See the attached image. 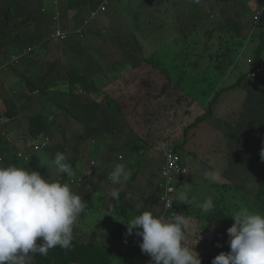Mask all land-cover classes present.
Wrapping results in <instances>:
<instances>
[{"label":"trees","instance_id":"16d2710c","mask_svg":"<svg viewBox=\"0 0 264 264\" xmlns=\"http://www.w3.org/2000/svg\"><path fill=\"white\" fill-rule=\"evenodd\" d=\"M4 1L6 2V7H1V5L0 7L3 13L6 14V23L10 21L12 16L10 11H13L18 15L17 18L19 19V25L23 26L21 27V29H23V32H14L20 39V47L26 48L33 46V48L35 49L37 47L36 52L35 49L33 50L32 54L34 56L39 55L45 50H50L57 55V59H64L66 64V66L64 65V73H62L63 70L54 71L55 69H58L57 60H54L48 66L46 73L40 71L38 78L35 80L37 81V83H33L34 81H27L25 82L26 87L24 83L19 85V92L23 93H19V97L16 96L17 101L21 102L23 100L24 102L33 101V99L35 100L34 108L30 106L34 111H30V113H28L24 119V122L28 127L27 132L31 134L33 141L35 142L37 137L46 138V136L52 138V141H54L60 135V131L54 128V126H57V124L59 126L61 124L63 130H65V127L67 126L72 127L77 124H79L80 126H85V124L90 123V121H94L100 118L99 115H95V113H92L91 103L88 107H85V111L82 112V114L86 117H83L82 114L79 113L83 105L82 100L86 101L87 96L91 95V91H95V89L91 85V82L89 81V76L86 69L90 64L89 62L93 60V58L98 57V53L101 51L106 54V50L110 47V43L112 48V56L115 60L119 59L121 61L120 62L118 60L119 62L117 66L121 67V64L122 68H126L123 70L120 76H126V74L130 71L127 69H132L129 67H125L124 63L128 62L123 61L119 56L117 42L121 39L114 36L116 34V31L113 28L112 21H104L101 17V15L103 17L107 15V10L109 8H107L104 13L97 14L96 17V10L94 9H96V7L98 6L97 4L102 0H90L87 3L83 4L80 3L79 0H77L78 9L71 13L69 12V6H63V11L60 12L58 18L54 14L58 15L59 13L57 11H54L53 9H44L45 7H43V9L41 10L42 4L47 3L48 0H40V2L38 1L39 3H36V1L33 0V2H30L31 4H27V2L24 5L20 4L25 10V14L22 13L21 15L17 13L16 8L14 7L16 1L18 0H0V4ZM108 1L111 3L112 0ZM119 1L120 0H115V2ZM220 1L221 0H209L208 2L216 3ZM240 2L242 3V0H240ZM40 3L41 6L39 9L38 5ZM229 8H231L234 16L237 17L238 9L234 8L233 6H230ZM34 9L37 13L40 14L37 20L32 17ZM82 10L86 11H84L79 18H76L77 13ZM86 12H88V14L93 13L94 16L92 17V19L96 17L95 21L98 20L103 26L102 30L80 31L76 34L77 29H79L80 27L76 28L74 26L72 28L73 32L69 33L64 39H61V37L57 35V32L60 29H62V31L70 29L71 23H73V21L76 22L77 20H80V18L85 15ZM207 14L208 13L203 6L197 8V11L193 15L196 16L198 20L193 23V27H197L199 23V32L196 36L193 37L191 46H189V43L181 44L182 51L180 53L178 52V50L172 49L173 47L176 48L179 45V43L177 42L178 39H176L174 43L171 44V48H169L165 47L166 45L159 39V37H156L155 35L156 32L161 33V31H167V25L160 26V28L157 29V31H154V34L152 35L142 34L144 38L155 40V45L151 44L150 42L147 44H143V40L141 41L137 39L136 35H139V33L142 32L139 29H137L133 37L134 44L137 46L141 59V61L138 62V66L133 68L140 69L142 68L144 63L153 66L157 71H160L164 75L167 81L166 84L164 79V85L166 84L168 89L172 87L174 90L181 93L179 100H181L183 97H190L196 102H200L201 104H203V112L199 113L195 118L188 121L183 126V129L181 131V135L183 133L181 137L182 140L178 144L179 148L182 150L177 147L175 148L173 146H168V149L170 151H172L176 155H179L181 160L180 163L184 165L187 162L188 156L184 153L183 148L187 144L189 131L192 128L198 126L199 123L208 121L214 115L213 107L217 102L221 100L226 92H231L233 90L241 88L244 82V78L240 77L236 83L226 85L229 73L225 71V68L237 64L234 63L235 59L239 55V52L245 48V44L247 42V39L249 38L247 37L249 26L246 24L240 25L238 19L231 17V13L225 12L224 16L226 17V20H228V25H226L225 28L217 23L213 24L211 22H205L206 17L208 16ZM212 15L213 14L210 13V17ZM82 21H84V19ZM6 26L8 27L9 25L6 24ZM152 26L153 25L150 26L151 29ZM234 27L236 31L235 33L233 31ZM2 28L3 27L1 26L0 36L2 35L4 37L9 33L2 30ZM183 29H185V25L181 27L180 30ZM178 33L180 34V32ZM184 34L186 35L181 34V38H185L187 40L189 35L187 33ZM198 35H200L199 39ZM95 37L99 38L98 45L94 41ZM262 39L264 40V35H262ZM122 41L124 42L123 39ZM60 45L65 48V52L58 50L59 47L56 46ZM3 46L9 47L7 43H0V49ZM14 47L16 50H18L19 46L15 43ZM79 47L84 51L81 54H78ZM89 47L93 48V50L89 51ZM262 49L264 50V43H262ZM15 52L16 54H20L19 51ZM22 54L23 53H21V55ZM23 59L26 60V58ZM166 60L169 61V69L163 66L166 64ZM13 65L15 66L16 64L12 62L9 67ZM255 65L259 66L258 69L261 73L259 74V77H261L262 73H264V69L261 72L264 65V58L261 57V55L256 58ZM58 71H60L62 74L58 75ZM107 80H109L108 77ZM259 81L260 84L264 86V78L259 79ZM140 82L144 83L147 87L150 88H154L157 84H159L156 77H152L147 73L140 77ZM57 88L59 89L57 90ZM52 90L54 91V93H52ZM165 91H167V89H165ZM58 95L59 97H56ZM76 98H78L77 101ZM67 100L69 102L73 100L74 111L71 112V108L67 107L66 115H60L57 112L60 110L63 111V109L66 108V104L64 103ZM114 102L115 101L110 96L104 102L105 106H103V108L101 109V119L105 121V127L103 129H95V137L93 140H90V145L85 149V157L81 159L82 164L84 163L88 155H94L93 153H91L92 151H99V153H101L102 161H93L95 163H93L92 166L94 164H97V162H101L102 168L100 169L106 168V166L112 167L113 169L114 165L117 164L115 162V159H117V157H114L112 155H104V147L106 148V150H108L109 148L115 147L116 144L119 143L120 148L123 149V147H127V149H129L130 140L134 141L135 138L133 136V131L128 130V126L126 124H117L115 115L114 121L111 119V115L114 113L109 109H111V106L114 104ZM10 104L11 102H6L3 107L7 108L8 106H11ZM16 107V104H14L13 108L7 109L8 111L6 112L3 110L4 108L0 109V132L2 131L5 135L6 132L11 131L16 127L18 128L22 125V123H18L16 127L15 125H9L8 127L7 123L10 116L13 114L18 115V112L14 110V108ZM37 108L40 110H37ZM43 111H45L47 115H45ZM103 113L104 115H108V117H102ZM119 113L121 114V110ZM2 128H5V130H2ZM164 144L168 143L165 142ZM133 146L135 147V144H133ZM83 149L84 148L82 144L76 146V151L79 154ZM46 150L47 149H45L44 151ZM57 152H60V150L56 149L55 153ZM164 153V149H157L156 147H154L153 152L150 155H155L157 160V155L160 154L163 155L165 159ZM118 155H122L124 160L125 158L127 160H131L132 154L131 152H127L126 154L123 152L119 153ZM13 162L15 163V160ZM123 164L128 166V163ZM14 165L19 166L20 164L15 163ZM20 166L32 171H34L35 168L31 165L30 167L28 165ZM151 166L152 164L150 166L148 165V168H150ZM73 168L77 169L76 165H74ZM78 170L73 169V172H75L74 174H76V178H89L91 177L92 173L94 175H97L99 169H97V167H93L92 170L87 168L83 172ZM130 170L131 176L129 179H132V181L136 182L138 177V170H133L132 168H130ZM189 174L190 172L188 170V173L186 175L181 176L180 183L182 184V186L188 183ZM160 175L161 172L159 171V176ZM159 182L162 183L164 182V180L161 178V181L159 180ZM262 186L264 192V175ZM204 188L207 189V186H204ZM156 189L158 191L157 194L159 195L161 192L159 190V187H156ZM124 194L125 193L118 192V198L106 197L104 199V204L109 206V211L104 210V208L101 209V206L88 205L86 207V209L89 210V217L92 211H98L100 214V218L107 219L108 223H115V226H111L110 230L113 231L116 238H118L117 243H111V245H108V248H106L105 246H98L96 243L100 241H97L96 243H81L78 239V236L82 234V229L76 224L74 225L73 241L70 248L63 249L60 247H56L50 249L47 256L37 255L34 258L32 264H150V256L143 254L139 245L135 241H131V239L134 238V240L136 239L137 241L142 242V238L136 236L135 233H133L132 235H127V228L125 225H123V222L128 223L132 217L139 215L140 213L135 212L132 217L127 214L128 212L116 213L119 206L115 203V201L122 199ZM157 194L155 193L156 199L153 197H149V200L145 198L139 199L138 197L133 195H131V197L133 196L132 200L135 202V204L142 205V208H150L154 213L163 215L166 218L171 217L172 213L170 211L165 212L166 209L160 204ZM261 201L264 206V199H262ZM149 203H152L153 205L149 206ZM217 203H219L217 207L218 210H213L212 213L215 211H218L220 213L222 221L219 220L217 223L218 225H222L224 224L223 218H225L228 213L225 208H222L221 200H219ZM182 204L185 203H179L175 200L174 210L178 212L177 214H184L190 217L191 227L193 226L191 232H196L198 228L201 227V223L199 221L193 222L194 219H196V217H200V219H207V217L200 215L201 210L199 208L194 209L190 213L188 211V208H190L193 203H190L188 205L185 204L184 206H182L183 208L181 207ZM92 223L96 225L99 224L95 221H93ZM212 227L213 230L217 233V230L215 228L216 225ZM119 245L122 249L126 248L127 251L124 255H122V258L115 259L113 258L115 255V248ZM212 255L213 254L208 255L209 260ZM128 258H132L133 261H127ZM137 260L138 262L136 263L135 261Z\"/></svg>","mask_w":264,"mask_h":264},{"label":"rangeland","instance_id":"374dc122","mask_svg":"<svg viewBox=\"0 0 264 264\" xmlns=\"http://www.w3.org/2000/svg\"><path fill=\"white\" fill-rule=\"evenodd\" d=\"M26 1L33 2V0H19L18 4L14 7H16L17 13L21 15L22 13L25 14V10L22 8L20 4H23ZM36 3H39L40 0H35ZM39 1V2H38ZM54 0L52 2H47L42 4V8L45 7L44 9H53L54 11H57L59 14L57 16L59 18L60 12L63 11V6H69L70 10L69 12L73 13L76 9H78V3L77 0ZM80 3H87L90 0H79ZM105 0H102L100 3H98L95 11L96 15L99 13H104L106 9L108 8L107 6H103ZM145 8H141L137 2V0H120L118 2V9L117 14L114 16L112 15L111 18L114 17L112 20L113 28L116 31V38L119 37V40L117 42V49L120 58L123 61H127L128 63H124L125 67L133 68L138 66V62L141 61L139 52L137 49V46L134 44L133 41V36L134 33L137 31V29L141 30L142 32L139 33V35H136V38L139 40H143V44L151 43L155 45V40H149L147 38H144L142 34H154V31H157V29L160 28V26L167 25V31H163L161 33L156 32L155 35L156 37H159V39L166 45L165 47L171 48V44L174 43L176 39H178L179 45L176 48H172L173 50H178L180 53L182 51V46L181 44H188L191 46L193 37L197 35L199 32L200 27H193V23L197 21V17L194 16L195 12L197 11V8L199 7H204L205 10L207 11V17L205 22H211L213 24H219L223 27L226 28V25H228V20H226V17L224 16L225 12L231 13V17H234L238 19V22L240 25H244L247 21H249V24H251V20L253 19L255 12L258 8L261 9V6L258 4L259 0H242V3L240 0H221L220 2L216 3H210L208 2L209 0H199V3L196 2V0H140ZM30 2H27V4H31ZM130 2V3H128ZM254 2L257 4H254ZM261 3H264L263 1H259ZM244 3V6H243ZM41 6V3L38 5ZM230 6H233L234 8L238 9V16L235 17L234 13L231 11ZM242 7V8H239ZM264 8V6H262ZM195 8V9H194ZM40 9V7H39ZM109 9L107 10L109 12ZM144 10V11H143ZM86 10L79 11L76 15V18H79L82 13ZM225 11V12H223ZM264 12V10H263ZM210 13L213 15L210 17ZM12 14V13H11ZM137 14H141V17L144 18L145 22H138L135 24L134 18ZM147 15V16H146ZM40 16L39 13L36 12V10H33V15L32 17L34 19H38ZM6 15L3 13L1 7H0V30L1 26L3 27L2 30L6 31L7 34L6 36H0V43H7L8 45H14L15 43L18 44V51L20 54L13 53L12 51H16L15 47H7L3 46L1 47L2 49L0 50V109L4 108L3 110L6 112L8 111L7 109L13 108L14 104H16V110L18 112V115H11L8 121V127L9 125H16L18 123H22V125L18 128H14L11 130V132H6V135L3 134V132H0V165L8 166V165H14L15 163H18L20 165H28L30 167L34 166V171H38L41 173L42 176H44L46 179L51 178V174L49 170L47 169L46 166L42 165V162L44 164L50 163V161L54 158L55 156V150L59 149L60 152L64 153L67 158L68 162L74 167L76 165V168H73L74 170H80L83 172L84 170L88 169H93V167H97L98 174L94 175L92 173L91 177L85 178H76V174L72 176L71 178H68L67 175L65 174L63 179L70 183L71 188L74 192L77 194L81 195L83 199L88 203L90 206H101V209L104 208V210L109 211V206L104 204V199L107 198H112V192L114 189H118V192L120 193H125L122 199L116 200L115 203L119 206L118 210L116 213H123V212H128L127 214L132 217L135 212L141 213L145 210L153 212L150 208H142L140 207L137 209V204L132 200L133 196L138 197L139 199L144 198V194H152L155 195L157 189L156 186L159 185L156 179H154L152 182L151 180H147V177L149 174L152 172V169L148 168V165L150 166L152 164V159L150 158L151 152L145 151L144 155L142 157L137 156L135 160L132 163V169L133 170H138V177L137 181H132V179H128L127 182H125L122 186L120 185H113L110 180L108 179V174L112 171V167L106 166V168H102L101 162H97V164H94L92 166L93 161H102L101 160V153L99 151H92L94 155H88L86 157V160L82 164L81 159L85 157L86 153V148L90 145V140H93L95 137L94 131L95 129H103L105 127V121L103 119H96L94 121H90V123L85 124V126H80L79 124L74 125V126H67L65 127V130H63L61 124L60 126L57 124V126H54L55 129H58L60 131V135L52 141V138H49L46 136V138H38V145L40 148L38 149L41 152H34L32 150L33 143H30L28 141H25L22 139V135L24 132H27L28 127L24 122L25 117L27 116L30 111H34V102L33 101H24L21 102L17 101L16 96L19 97V85L24 83L25 87L26 84L25 82L27 81H34L33 83H37L35 81L38 78V75L40 71H43L46 73L48 66L54 61L57 60L58 64V69H55L54 71L57 70H63L62 73H64V65L65 61L64 59H57V55L53 53L52 51L45 50L42 53H40L37 56H34L33 46L26 47L24 50H21L22 48L20 47L19 44V37L16 36V33L14 32H23L21 27L22 25H19V19L17 18V14H12L10 21L6 23ZM86 16H82L80 20L85 19ZM87 19V18H86ZM204 22V23H205ZM6 24L9 26L7 27ZM139 25H142L139 27ZM152 26V29L150 26ZM185 25V29L182 31H179L180 34L177 32L178 29L183 27ZM20 26V28H19ZM139 27V28H138ZM251 28V27H250ZM235 32V27L233 29ZM181 32L182 35H185L184 33L187 32L188 35L192 34L194 32V36H189L188 39L186 40L185 38H181ZM12 33V34H11ZM264 35V19L261 22L260 28L256 29L252 39L251 43L248 44L249 48L246 49L245 51L241 52V58L238 60L237 67L232 70L230 73L229 77L227 78L226 85L234 84L238 81V79L241 76H245L246 80L249 78V73H250V68L251 65L248 64L247 62L255 61L258 56L261 55V57H264V52L262 53L261 51H257L256 48L258 45H261L264 43V40L262 43L259 42L258 39L261 38V36ZM113 36V37H114ZM153 37V36H152ZM200 35H198L199 39ZM61 39H64L61 37ZM124 40V42L122 41ZM208 39V37H207ZM182 42V43H181ZM252 44V45H251ZM109 48L106 50V53L110 55L111 53V44L109 43ZM139 46V45H138ZM37 50V47L35 49V52ZM27 54L23 55L24 59V67L21 66V53ZM101 55L99 54L98 57ZM15 60V66H10L11 63H14ZM119 60V59H118ZM18 61V62H17ZM120 61V60H119ZM167 61V60H166ZM100 63H105V61H102L99 58ZM121 62V61H120ZM168 62H166L165 68L169 69ZM121 68L122 65L120 64ZM162 66V65H161ZM162 66V67H163ZM55 67V66H54ZM37 73V74H36ZM58 75L62 74L60 71H58ZM88 76L90 78V81H92V87L93 88H101L103 85V81L106 79V75L108 72H106V69L101 67L99 64H93L89 65L87 69ZM145 73L149 74L152 77H158L164 75L160 72L157 71L153 66L143 64L142 68L139 70H136L135 72L131 73L128 77L124 78L122 80V85L116 89V87L113 88V93L115 92H121L123 93L124 91H134L137 90L138 92L143 93L144 90H139V89H146L145 86L140 82V77L144 75ZM128 74V73H127ZM91 76V77H90ZM98 82L95 83V82ZM30 88V87H29ZM53 91V90H52ZM37 93V92H36ZM54 93V91L52 92ZM57 93V92H56ZM93 94V93H92ZM134 94V93H131ZM235 96L237 95V91H234ZM57 95V94H56ZM116 96V94H114ZM129 94H122L121 97V105L124 108V111H121V114L119 111H117V105H115L113 109L114 115H120V117L125 114L128 116V114H131V111H128V113L125 111L126 103H127V98ZM136 97L139 96V93H135ZM59 97V96H58ZM154 97V96H153ZM87 100L84 101L82 100V108L79 113L82 114V112L85 111V107H88L89 104L94 101V98L92 96H87ZM78 98H76V101ZM90 101V102H89ZM6 102H11V106L3 107ZM75 102V101H74ZM86 103V104H84ZM91 105L92 113H95V115H98L100 110L97 108L98 104ZM246 103V110L248 113V118L250 122L258 127L262 121L260 114H259V107H260V101L259 98H256L255 95L251 97V99L245 101ZM241 103L240 105H242ZM32 106L33 108H31ZM67 107L71 108V112L74 111L73 107V100L69 102V104L66 105V108L57 113L60 115H66L67 113ZM236 107V106H234ZM37 110H40L37 108ZM62 112V113H61ZM45 115L47 113L43 111ZM98 113V114H96ZM138 115L140 117H144L143 120L147 119L146 115L143 113L138 112ZM150 115V114H148ZM83 117H86L82 114ZM153 116V115H151ZM88 117V116H87ZM90 117V116H89ZM106 129V128H105ZM2 130H5V128H2ZM107 130V129H106ZM9 139L11 141H9ZM132 140H130L131 142ZM10 142V144H9ZM61 143V145H60ZM82 144L83 150L80 151V154L76 151V146ZM31 146V147H30ZM96 146V145H94ZM16 147L17 151L13 148ZM25 147H30L26 152H25ZM47 149L46 151H44ZM124 149V150H123ZM118 148V147H112L106 150L104 147V155H112L114 157H119V153H127V152H132L133 149L127 147ZM24 154V156H23ZM14 156L15 163L13 162V159L9 156ZM23 156V158H21ZM28 158L27 160L25 158ZM130 159L121 160L119 163H129ZM187 162L185 166L183 167H188ZM19 165V166H20ZM26 169V168H25ZM78 170V171H79ZM75 173V172H74ZM164 173V170H163ZM143 176V177H142ZM87 183V184H86ZM233 186L237 184H232ZM153 186V187H152ZM208 193L210 196L213 197L214 203H215V208L218 207L217 203L219 200H223L225 203L222 206V208H228L232 205L235 204V201H237L236 205L237 208L239 206H242L239 202L241 201V195H236L237 192H234V189H227L226 187H218L214 185H208L207 186ZM233 190V191H231ZM158 193V191H157ZM131 195H133L131 197ZM158 195V194H157ZM237 196V197H236ZM190 197L191 194H190ZM237 198V200L235 199ZM260 199H264V192L263 188L261 191ZM106 201V200H105ZM200 201L199 198L195 199V202H193V205L188 208V211L191 213L194 209H197V203ZM234 202V203H232ZM87 205V206H88ZM251 209L253 210H258L259 212H262L263 206L260 205L259 203H253L249 205ZM182 207V206H181ZM183 208V207H182ZM154 213V212H153ZM173 214V212H171ZM89 210L86 209L85 213L81 214V216L77 219L75 225L79 226L82 229V234L78 236V239L80 240L81 243H88V242H97L96 244L100 247L105 246L108 248V245H111V243H117L118 238H116L115 233L110 230V227L115 226V223H108L107 219H102L99 217V212L98 211H92L90 213V217L88 216ZM155 215H158L157 213H154ZM162 214V213H161ZM210 214L208 213H203L201 212L200 215L207 217ZM96 218V219H95ZM93 221L99 223V224H94L92 223ZM123 222V225H125ZM81 225V226H80ZM202 227V225H201ZM201 229V228H200ZM205 230L200 233V237L204 238ZM142 238V237H139ZM104 240V241H103ZM113 240V242H112ZM40 240L37 241L39 243ZM103 241V242H102ZM131 241H135L139 245V241L136 239L134 240L131 239ZM192 241L191 239L188 240V242ZM120 246V245H119ZM116 246L115 248V255L113 258H122V255L126 253V248L122 249L121 246ZM220 253H217L219 255ZM133 261L132 258H128L127 261ZM136 263L138 262L135 261ZM205 264H207L205 262Z\"/></svg>","mask_w":264,"mask_h":264},{"label":"clouds","instance_id":"9594fccd","mask_svg":"<svg viewBox=\"0 0 264 264\" xmlns=\"http://www.w3.org/2000/svg\"><path fill=\"white\" fill-rule=\"evenodd\" d=\"M259 1L258 4L261 9L256 10L251 24L249 21L245 23L249 26L247 37L250 39H247L245 48L239 52L234 63H238L241 52L248 49V44L254 41L252 39L253 34L256 29L260 28L264 19V8L262 7L264 3ZM196 2L199 3V0ZM110 4L108 0H105L103 6L109 8ZM74 26L71 23L70 29L64 31L60 29L57 35L62 34L66 37L73 32ZM85 27L86 20L77 29L76 34ZM258 40L262 43V36ZM254 48L264 52L262 44ZM247 63L251 65V68L248 80L245 76H241L244 78V82L260 84L259 79L264 78V73L259 77L261 73L258 69L259 66L255 65L256 60ZM236 67L237 64L225 68V71L229 73L228 76ZM263 69L264 65L261 72ZM244 105L233 110H239L242 113L246 109V103ZM260 107L264 109V105L260 104ZM228 117L232 132L237 133L243 141L264 130V121H261L260 125L256 127L250 121H241V117H231V111ZM261 137L264 138V133ZM22 139L33 143L32 150L39 152L35 149L38 145L37 138L34 142L31 134L24 132ZM9 141L11 140L9 139ZM164 143L158 144L156 148L165 149L170 146ZM30 147H25V152ZM13 148L17 151L16 147ZM9 157L14 161L13 155ZM260 157L261 161L258 163L263 180L264 148L260 151ZM118 159L121 162L123 160L122 155H119ZM42 165L47 167L51 178L46 179L40 172L28 170L22 166L0 165V264H32L37 255L47 256L50 249L56 247L68 249L72 245L74 225L81 214L85 213L88 203L81 195L72 190L68 179L67 181L63 179L65 174L68 178L74 175L73 167L64 153L57 152L50 163L44 164L42 162ZM126 166L123 163L114 165L108 174V179L113 185L122 186L128 181L131 170ZM165 166L166 157L165 164L160 170L161 175ZM181 166L185 165L181 164ZM202 177L209 182H218L220 172L218 169L204 170ZM262 188L261 185L258 198L263 206L262 199H260ZM190 189L191 185L182 186L177 192L175 200L187 205L195 202V198L190 197ZM112 196L118 198V189L113 190ZM170 203L171 201L165 200V207H168ZM141 206L138 204L136 207L139 209ZM197 207L203 213L210 212L205 219L210 226L206 225L205 220H201L199 222L202 227H199L196 232H191L193 226L191 227L190 217L184 214H177L178 212L174 210L172 216L166 218L163 215L158 216L145 210L132 217L128 223H124L127 228L126 234L135 233L136 236L142 237L139 247L143 254L150 256V264H205V262L207 264H264V206L262 212L241 207L229 215L234 219V224L228 229L225 228L224 220V224L218 225L217 222L221 220L220 213L218 211L212 213L213 210H218L215 208L212 196L199 201ZM193 222H197V219H194ZM215 225L217 233L212 227ZM203 230H205L204 238L200 237ZM191 234L197 238L194 240L197 241L195 245L200 242L204 245L202 246L203 249H207L209 254H213L210 260L207 259L202 262L199 253L194 251L195 245L189 246L188 240H193ZM38 240L40 243H37ZM217 253L220 254L217 255Z\"/></svg>","mask_w":264,"mask_h":264},{"label":"crops","instance_id":"0c3cea01","mask_svg":"<svg viewBox=\"0 0 264 264\" xmlns=\"http://www.w3.org/2000/svg\"><path fill=\"white\" fill-rule=\"evenodd\" d=\"M51 1L52 0H48V2ZM18 2L19 0L16 1L14 6H16ZM26 2L21 5H24ZM65 2L67 1L65 0ZM137 2V5H139L142 9L145 8L144 6H142L143 3L140 0H137ZM117 4L118 2H115V0L111 1V4L109 6L110 10L107 15L105 17L101 15L104 21H112L114 19V17L111 18V16H115L117 14ZM0 5L1 7H6V2L4 1ZM39 7L40 6H38V8ZM10 12L12 14H15V12L13 11ZM83 16H86L85 19L87 18L86 27L80 31L102 30L103 26L100 24V22L98 20L95 21L97 15L94 19H92V17L94 16L93 13L88 14V12H86ZM77 21H73V24L76 28L81 27L84 21ZM134 22L135 24H137L138 22H145V20L141 17V14H137L134 18ZM140 26L142 25H139V27ZM180 29H178L177 32L182 31ZM193 34L194 32L189 36L193 37ZM98 40V37L94 38V41L97 45L99 44ZM9 46L14 47V45ZM56 47H59L58 50L65 52V48L62 47V45ZM24 49L25 48H22L21 50ZM88 50H93V48L89 47ZM82 52L84 51L79 47L78 54H81ZM13 53L16 52L12 51V54ZM24 54H27V52L23 53L20 58L21 62L23 61L21 63L22 67H24L23 64H25L23 59ZM98 54H100L101 56L93 58V60H91L90 62L88 61L90 63L89 65H101V67L106 69V72H108L106 76L109 79L107 80L106 77L101 88H94L95 91H91L90 96L94 98V101H92L91 104L94 105L96 104L95 102L99 103L97 108L100 110V112L99 114L96 113L100 117L98 119H101V109L103 108V106H105L104 102L107 98H109V96L115 101L111 106V109L109 110L113 111L112 108L117 105L116 110L120 112V110L124 111V108L121 105L120 96L122 94H129L127 103L125 104V111L127 113L128 111H131V114H128V116L123 114L124 116L122 115L121 117L120 115H115L116 123L126 124L128 126V130L133 131V136L135 138L132 143L130 142L129 148H132L133 151L130 164L128 163L127 168L130 169L132 167L131 162H133L137 156L142 157L145 151L152 153L153 148L158 144L166 142L170 146L179 148L178 144L182 140L181 137L183 133L181 135V131L184 124L195 118L199 113L203 112V104H201L200 102H196L190 97H183L181 100H179L181 93L174 90L172 87L168 89L166 86L167 81L165 77L162 76L156 77L159 84H157L154 88L147 87L144 83H142L146 88L139 89L144 90L142 95L137 90H127L123 93L115 92V96L114 94H112L113 88L116 87V89H118L122 85V80H124V78L128 77L131 73L139 69H127L130 71L128 72V74H126V76L122 77L120 76V74L126 68L117 66L119 61L117 59H114V57L112 56V52L110 53V55L107 53L105 54L102 51ZM99 58L102 61H105V63L98 62ZM89 65L86 69H88ZM164 79L166 83L165 85ZM90 82L92 85V81ZM95 83L98 84V82ZM58 89L59 88H57V90ZM165 89H167V91H165ZM234 91H237L238 96H235ZM135 93H139V96L136 97ZM253 95H255L256 98H259L260 103L264 105V86H262L261 84L243 82L241 88L233 90L231 92H226L221 100L217 102L213 107L214 115L208 121L199 123L198 126L192 128L189 131L187 144L183 148L184 153L188 156V167L186 168H189L190 174L188 176L187 184L191 185L190 194L192 197H194L195 199L199 198L200 201H202L204 198L210 196L208 190L204 188V186L208 185H217L218 187L234 189V192H237L236 195H241V201L239 203L242 206H239L237 209H235L237 207L236 202L238 201L236 196L235 199L237 201H235V204L228 208L225 207V210L228 213L226 217L223 218L225 221L226 229L230 228L234 224V219L229 215H232L241 207H247L251 209L249 205L253 203H259L261 205L258 197L262 185V173L260 172V165L258 162L261 161L260 151L262 148H264V138L262 139L261 137V135L264 133V130L256 133L252 138L243 141L237 133L234 134L232 132L228 119L229 112L231 111V117H241V121H250L246 109H244L242 113L239 112V110L234 111L233 109L245 106V101L251 99ZM68 102L69 101L67 100L64 104L67 105ZM241 103L243 104L240 105ZM258 111L262 121H264V109H261L260 107ZM138 112L143 113L148 118L143 120L145 116L140 117L138 115ZM102 117H108V115H104L103 113ZM111 119L114 121V114L111 115ZM134 143L135 147L133 146ZM116 147L120 148L119 143L116 144ZM150 158L152 159V166L149 169H152V172L147 177V180H151L152 182L154 179H156L157 181L155 182L159 183V171L164 166L165 159L163 155L160 154L157 155V160L155 155L150 156ZM115 162L119 163V159H115ZM216 169H218L220 172V179L218 182H209L203 179L202 171ZM232 184L237 185L233 186ZM156 187H159L160 190L159 185H157ZM152 195L153 196H151V194H144L143 197L148 200L149 197H153L156 199L155 195ZM224 203L225 202L221 200L222 206L224 205ZM152 205V203H149V206ZM196 219L197 221L205 220L200 219V217H196ZM205 221L206 225L210 226L207 220ZM191 238L193 240L190 241L189 246H194L197 243V241L194 240H196L197 238L193 236ZM202 246L204 245L199 242L194 246V251L199 253L201 261L203 262L208 259L209 251L207 249H203Z\"/></svg>","mask_w":264,"mask_h":264},{"label":"built area","instance_id":"2783aa9c","mask_svg":"<svg viewBox=\"0 0 264 264\" xmlns=\"http://www.w3.org/2000/svg\"><path fill=\"white\" fill-rule=\"evenodd\" d=\"M58 36L65 38V35L62 34H58ZM39 148V145L35 147L36 150H38ZM164 150V154L166 157V166L164 168V173L162 172L161 175L164 182L160 183L161 192L159 195V201L166 209V212H172L174 211L175 196L182 187V184L180 183V178L181 176L186 175L188 173V169L181 166V160L179 155H176L168 148H165ZM165 200L171 201L168 207H165L164 205Z\"/></svg>","mask_w":264,"mask_h":264}]
</instances>
